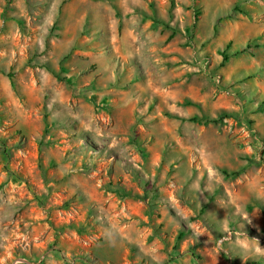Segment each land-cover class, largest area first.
<instances>
[{
    "label": "rangeland",
    "instance_id": "rangeland-1",
    "mask_svg": "<svg viewBox=\"0 0 264 264\" xmlns=\"http://www.w3.org/2000/svg\"><path fill=\"white\" fill-rule=\"evenodd\" d=\"M22 260L264 264V0H0Z\"/></svg>",
    "mask_w": 264,
    "mask_h": 264
},
{
    "label": "trees",
    "instance_id": "trees-1",
    "mask_svg": "<svg viewBox=\"0 0 264 264\" xmlns=\"http://www.w3.org/2000/svg\"><path fill=\"white\" fill-rule=\"evenodd\" d=\"M237 11H239V12H240V13H242V14H244V13H245V12H244L243 10H241V9H237ZM192 120H195V119H192ZM195 121H197V120H195ZM209 122H211V123H213V122H214V123H215L216 121H211V120H210Z\"/></svg>",
    "mask_w": 264,
    "mask_h": 264
},
{
    "label": "water",
    "instance_id": "water-1",
    "mask_svg": "<svg viewBox=\"0 0 264 264\" xmlns=\"http://www.w3.org/2000/svg\"><path fill=\"white\" fill-rule=\"evenodd\" d=\"M23 262H25L26 264H32L31 262L27 261V260H22Z\"/></svg>",
    "mask_w": 264,
    "mask_h": 264
},
{
    "label": "crops",
    "instance_id": "crops-1",
    "mask_svg": "<svg viewBox=\"0 0 264 264\" xmlns=\"http://www.w3.org/2000/svg\"><path fill=\"white\" fill-rule=\"evenodd\" d=\"M240 14H242V13H240ZM244 15H245V14H244ZM234 17H235V16H234ZM223 172H224V171H222V176H223ZM223 178H224V176H223Z\"/></svg>",
    "mask_w": 264,
    "mask_h": 264
}]
</instances>
